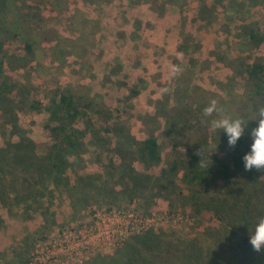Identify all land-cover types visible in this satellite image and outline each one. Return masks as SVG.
<instances>
[{
  "label": "rangeland",
  "instance_id": "rangeland-1",
  "mask_svg": "<svg viewBox=\"0 0 264 264\" xmlns=\"http://www.w3.org/2000/svg\"><path fill=\"white\" fill-rule=\"evenodd\" d=\"M3 1L0 37L11 58L6 75L30 84L33 98L43 107L56 86L70 87L80 99L92 100L95 108L109 109L116 130L101 133L104 142L98 146L92 129L77 123L85 137L66 175L71 181L75 174L94 176L88 180L93 187L100 186L97 198L73 207L71 191H55L48 201L55 222L47 228H42L38 213L27 217L18 208L0 207V264H98L94 259L113 256L131 236L149 230L163 231L177 240L194 239L216 262L230 258L232 246L227 237L209 234L221 223L208 211L193 214L178 193L176 184L186 194L180 174L166 190L167 198L166 192L149 194L148 190L131 200L118 192L120 184L115 186L117 194L108 189V172H120L121 155L151 181L159 177L166 162L183 157L182 153L206 150L220 157L222 153L210 144L227 147L228 136L210 126L211 120L219 118L217 113L203 115L213 99L222 109L219 115L245 121L244 134L250 136L257 126L252 119L264 103L247 85L244 66L264 57V41L251 46L237 26L243 20L258 21L264 35V0H257L259 4L255 0H180V6L169 0ZM26 41L33 45L34 59L25 52ZM55 43L58 49L51 54ZM71 44L80 55L61 50ZM173 64L181 72L169 79ZM2 105L3 101L0 115ZM151 112L161 124L160 165L140 162L129 146L132 139L144 138L140 116ZM46 119L44 110L17 113L20 133L35 142L38 154L51 142L42 127ZM11 132L10 124L0 127V145L18 140L17 132ZM211 192L212 187L204 198H210ZM102 224L104 229L94 232Z\"/></svg>",
  "mask_w": 264,
  "mask_h": 264
},
{
  "label": "trees",
  "instance_id": "trees-1",
  "mask_svg": "<svg viewBox=\"0 0 264 264\" xmlns=\"http://www.w3.org/2000/svg\"><path fill=\"white\" fill-rule=\"evenodd\" d=\"M169 1H174L178 6L182 4L180 0ZM217 1L220 3L221 0ZM3 3L0 0V11ZM38 23V20L34 22L37 26ZM257 23L258 21L248 23L243 20L237 26L241 38L247 39L253 47L264 41V35L260 33ZM77 44L83 43L77 41ZM73 45L61 50L80 55V52L72 50ZM32 46L30 42L24 43L30 60L35 57ZM58 46L55 43L51 54L55 49L57 51ZM183 47L185 48V44ZM10 59L5 39L0 37V102L3 101L0 127L10 124V134L17 132L18 136L17 141L8 139L0 145V207L8 210L18 208L27 217L38 213L43 219L42 228H47L55 222L54 214L50 210L51 203L48 204L55 191H71L69 198L72 199L73 207L80 202L86 203V199L97 198L99 194L100 186L93 187L88 180L94 176L75 174L71 181L66 175L72 165L71 157H79L85 137V130L78 128L77 123H83L86 128L92 129L98 146L104 142L99 135L113 133L116 130L115 124L109 109L95 108L92 100L80 99L68 86H56L53 96L43 107L33 98L30 84L17 82L6 75V64ZM244 72L247 85L264 103V57H257L252 63L245 65ZM33 109L47 113L42 127L50 135L51 142L45 144L42 154H38L35 142L20 133L16 124L18 112ZM140 121L143 124L144 138L141 141L132 139L129 146L140 162L160 165L161 124L158 116L151 112L140 116ZM251 139L244 134L234 147H229L227 141L225 144L228 146L223 148L210 144L212 150L222 153L220 157L206 150H198L194 155L185 152L182 153L183 157L175 156L166 162L154 181H151L148 174L135 171L129 163L124 162L122 155L120 172L117 175L108 172L111 183L108 189L116 194L122 192L131 200L148 190L149 194L155 191L159 195L166 190L170 191V185L176 184L180 174V182L186 187V194L181 190L180 184H176L178 193L188 202L193 214L208 211L221 223L219 229H210L209 234H222L227 237L232 246L230 258L216 262L212 254H204L194 239L177 240L163 231L149 230L131 236L125 246L113 256H103L100 260L95 257L96 259L91 260H98V264H264V249L255 251L249 243V231L264 215V171H246L242 159L250 150ZM117 153L120 151L117 150ZM117 184L121 186L118 192L115 191ZM210 187L214 194L210 198H204ZM165 195L166 198L170 196L168 192ZM185 196H189V200ZM260 200L263 201L262 206L258 207ZM2 222L0 217V227Z\"/></svg>",
  "mask_w": 264,
  "mask_h": 264
},
{
  "label": "clouds",
  "instance_id": "clouds-1",
  "mask_svg": "<svg viewBox=\"0 0 264 264\" xmlns=\"http://www.w3.org/2000/svg\"><path fill=\"white\" fill-rule=\"evenodd\" d=\"M181 72L178 65L173 64L169 68V79L175 78ZM163 91H167L164 89ZM222 109L218 107L217 101L213 99L204 109L203 115L211 117L217 113L219 118L211 120L210 126L213 130H223L228 136L229 147H234L241 136L244 134L246 122L230 116L219 115ZM257 121V126L254 127L250 136L252 143L250 150L242 157L246 171L253 169L257 171H264V106H261L255 117L252 119ZM249 243L255 251L264 249V216L260 217L254 224L251 231H249Z\"/></svg>",
  "mask_w": 264,
  "mask_h": 264
},
{
  "label": "built area",
  "instance_id": "built-area-1",
  "mask_svg": "<svg viewBox=\"0 0 264 264\" xmlns=\"http://www.w3.org/2000/svg\"><path fill=\"white\" fill-rule=\"evenodd\" d=\"M131 217V216H130ZM130 219H132V218H130ZM135 220V219H134ZM136 221V220H135ZM131 224H133V223H131ZM134 226H136L137 227V221H136V223L135 224H133ZM104 226H106L105 224H102V225H97L96 226V228L94 229V232H98V230H103L104 229ZM139 227H137V229H138ZM90 231V230H89ZM110 231V230H109ZM130 233H132V231H133V227H131L130 228ZM89 233H93V232H89ZM113 235V231H111L110 232V236H112ZM30 259H32V257L30 258ZM30 263V262H29ZM30 264H32V262L30 263Z\"/></svg>",
  "mask_w": 264,
  "mask_h": 264
}]
</instances>
